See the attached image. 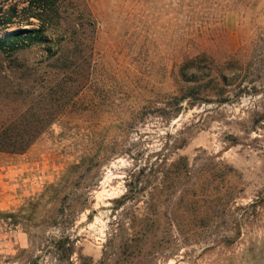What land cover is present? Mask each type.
Returning a JSON list of instances; mask_svg holds the SVG:
<instances>
[{"label": "rangeland", "instance_id": "374dc122", "mask_svg": "<svg viewBox=\"0 0 264 264\" xmlns=\"http://www.w3.org/2000/svg\"><path fill=\"white\" fill-rule=\"evenodd\" d=\"M84 1L62 48L0 18V165L46 175L15 264H264V0Z\"/></svg>", "mask_w": 264, "mask_h": 264}, {"label": "trees", "instance_id": "16d2710c", "mask_svg": "<svg viewBox=\"0 0 264 264\" xmlns=\"http://www.w3.org/2000/svg\"><path fill=\"white\" fill-rule=\"evenodd\" d=\"M7 3L8 11L4 13V7ZM0 18L8 27H19L18 32L12 38H38L57 48H62V44L66 42H73L75 45L77 40L81 42L79 28L89 29L95 24L94 19L85 7L84 0H0ZM25 26L30 28L23 29ZM8 41H11V39H8ZM8 41H0V46ZM75 48L78 49V46H75ZM206 61L211 69L206 78H209L211 83L220 86L219 96H222L223 92L232 86L235 79L231 76V73L220 69L219 65H215L212 61L206 59L202 60V55L187 57L183 63L182 68H187L194 75H191L188 79H184L183 73H180V76H183L182 78L186 84H198L201 78L198 75L199 66ZM192 89L191 85H187L185 90L183 89L185 93L178 98V103L186 98L196 99L195 93L189 95ZM236 209L248 215L250 213L252 215L264 213V192L260 193L248 205L236 207Z\"/></svg>", "mask_w": 264, "mask_h": 264}, {"label": "built area", "instance_id": "2783aa9c", "mask_svg": "<svg viewBox=\"0 0 264 264\" xmlns=\"http://www.w3.org/2000/svg\"><path fill=\"white\" fill-rule=\"evenodd\" d=\"M45 177L39 167L28 170L22 161L0 165V264H15L22 233L16 214L28 197L41 195Z\"/></svg>", "mask_w": 264, "mask_h": 264}, {"label": "bare ground", "instance_id": "6f19581e", "mask_svg": "<svg viewBox=\"0 0 264 264\" xmlns=\"http://www.w3.org/2000/svg\"><path fill=\"white\" fill-rule=\"evenodd\" d=\"M30 27L29 26H25V27H23V29H29ZM14 30V28H12V29H10L9 31L11 32V31H13Z\"/></svg>", "mask_w": 264, "mask_h": 264}]
</instances>
